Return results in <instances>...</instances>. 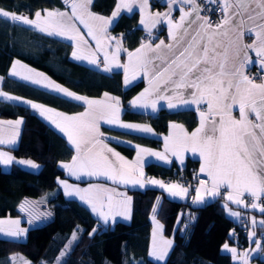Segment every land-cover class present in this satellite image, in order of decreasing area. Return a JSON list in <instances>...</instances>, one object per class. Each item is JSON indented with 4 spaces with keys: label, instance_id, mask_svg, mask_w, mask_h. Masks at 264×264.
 Masks as SVG:
<instances>
[{
    "label": "snow or ice",
    "instance_id": "snow-or-ice-1",
    "mask_svg": "<svg viewBox=\"0 0 264 264\" xmlns=\"http://www.w3.org/2000/svg\"><path fill=\"white\" fill-rule=\"evenodd\" d=\"M65 4L71 9L70 13L37 10L34 13L35 18L32 19L0 9V17L35 28L49 36H63L73 41L83 40L75 24L79 21L88 29V35L96 41V50L73 51L74 59L87 60L90 64L98 66L100 61L97 52L102 51L104 71H111L113 65L123 68L126 85L131 83L138 73H143L149 79V87L130 102L134 107H151L155 111L157 103L161 100H167L169 109L196 105L199 126L189 133L182 125L173 124L171 127L175 132L165 138V152H171L181 163L183 152L198 153L202 161L199 172L211 181L210 187L208 181H200L192 203H205V195L221 196V188H224L227 201L245 208L258 209L264 214V0H205L204 5H201L199 0H166L168 11L155 14L149 10V0H118L111 17L92 13V0H65ZM212 5L215 7H211ZM176 6H179L180 11L178 20L172 17ZM134 7H139V23L148 31L149 40H142L140 47L134 52H127L122 48V38L108 36L107 30L122 12L131 13ZM201 12H219L222 15L219 21L214 22L209 15H201ZM161 23L168 26L172 43L165 44V41L160 40L153 45L150 39L151 30ZM246 36L252 38L251 43L245 42ZM103 40L116 42L115 51L111 56L107 50L110 44L102 43ZM84 44H87V41H84ZM176 48L181 50L174 51ZM122 50L127 52V64L119 63V53ZM164 50L172 54L171 58L162 55ZM250 52L255 53V58ZM17 64L19 61L13 64L11 74L14 76L19 75L16 72ZM250 65L259 69L257 75L249 74ZM22 78L30 79L28 76ZM32 83L39 84L41 81L35 79ZM45 86L87 105L83 113L67 116L42 105L27 102L64 133L69 144L74 146L76 154L71 163L60 165L67 169L70 175L77 178L103 176L115 183L144 187V155L167 160L163 153L136 146V161L131 163L100 139L103 136L99 130L101 121L108 124L119 123L118 97L104 93V101L89 100L59 85L49 83ZM0 96L7 94L0 92ZM237 111L238 117L234 114ZM22 123V120L0 121V145L14 144ZM5 124L15 130L7 138L4 135L5 128L2 127ZM120 126L144 133L152 131L148 126ZM14 159L8 153L0 151V163L9 165ZM18 163L33 169L39 168L32 160H20ZM59 183L64 186L66 195L79 196L89 204L92 212L104 224H108L110 219L115 223L118 216L131 218L132 198L126 193H118L115 189L97 185L80 189L74 188L66 181ZM147 183L159 185L173 197L185 198L189 193V187L180 184H165L153 179H149ZM246 197L251 199L246 202ZM27 205V201L21 203V211L26 210ZM224 207L228 209V204ZM155 212L156 208H153V213ZM229 215L240 217L239 212L230 210ZM153 220L155 221V215ZM251 223L253 226L259 223L264 227V220L257 222L255 217ZM156 224L157 229L162 232L163 226L158 221ZM4 225H8V228ZM19 225V220H0V233L19 237L27 231ZM95 231L93 228L89 235ZM231 235H234V232H231ZM249 235L250 238L255 237L256 233L251 232ZM76 238L74 233L72 239ZM254 242L257 249H260V242ZM172 247V240L161 238L157 241L154 231L148 255L158 264H166ZM223 250L231 252L234 258L237 256V250L230 248L228 243L223 245ZM244 257V264H248L247 253Z\"/></svg>",
    "mask_w": 264,
    "mask_h": 264
},
{
    "label": "trees",
    "instance_id": "trees-1",
    "mask_svg": "<svg viewBox=\"0 0 264 264\" xmlns=\"http://www.w3.org/2000/svg\"><path fill=\"white\" fill-rule=\"evenodd\" d=\"M115 0H92V11L108 15ZM61 0H0V9L34 16L44 8H62ZM138 13L121 14L111 28L113 34L122 35L125 48L136 47L145 36L137 26ZM72 45L55 36H49L29 26L0 17V90L13 93L50 106L56 110L78 111L80 104L23 81L7 77L10 61L18 59L35 67L70 90L86 96H99L104 92L117 95L124 105L122 118L144 121L158 133H164L171 120L182 122L188 129L197 119L193 109L145 113L132 110L129 100L142 87L143 81L123 87L121 71L110 73L91 67L71 57ZM0 117L23 120L20 137L12 152L17 157L30 158L40 164L32 171L13 164L4 171L0 166V218L19 217L24 198H34L50 208L37 225L28 224L24 240L0 236V264H12V256L22 254L32 264H158L148 253L153 208L155 218L163 226L162 233L172 239L173 247L166 264H231L229 254L221 252L224 243L239 247L247 245L245 228L231 218L225 200L219 197L200 207H192L164 195L155 187L129 190L131 218L116 221L111 226L100 225L90 211L75 199L65 198L57 186L56 178L64 177L60 161L69 160L74 153L67 140L42 120L29 106L0 96ZM137 143L160 146L158 138L144 137L122 131L105 129ZM123 154L132 157L130 146L113 143ZM198 165L187 159L183 168L175 162L150 161L144 165L147 176L176 180L182 174L190 178ZM157 199H160L157 204ZM95 228L96 231L92 232ZM234 235L230 236V233ZM76 239L73 240V234ZM71 242V243H70ZM64 255H61V254ZM264 264V257L256 259Z\"/></svg>",
    "mask_w": 264,
    "mask_h": 264
},
{
    "label": "crops",
    "instance_id": "crops-1",
    "mask_svg": "<svg viewBox=\"0 0 264 264\" xmlns=\"http://www.w3.org/2000/svg\"><path fill=\"white\" fill-rule=\"evenodd\" d=\"M61 1L63 3V7L62 8H44V9L68 11L70 13L71 9L69 8L68 5L65 4V0H61ZM117 2H118V0H115V4L113 6V9L111 10V12L108 15H102V14L96 13V12L92 11L91 8H90V11L92 13H95V14L103 16V17H111L112 12L116 8ZM184 7L187 8V5H185ZM44 9H41V10H44ZM149 10L153 14H155L156 12H160V13L167 12L168 11V7H167V4H166V0H149ZM134 11L138 13L137 26L140 27L143 30L144 34H145V36L143 37L142 40H144L145 42H148L149 33L144 28V26L140 25V23H139V21L141 19V13H140L139 7H134L132 12H134ZM123 13L130 14V13L126 12V11L122 12L121 14H123ZM179 16H180L179 6H176V10L172 12V17H173L174 20H178ZM29 18L34 19L35 16L29 17ZM75 24H76V27L80 30L81 35L83 36V40L82 41H73V40H69V39H67L66 37H63V36H55V35H53V36H55L57 38H60L62 40H65V41L69 42L72 45V50H71V57L72 58H73V56H72L73 51H81V50L95 51L96 50V41L93 40V38L88 35V29L83 24L79 23V21H76ZM112 26H113V24L108 26L107 35L111 36V37L122 38V48L126 49L127 52H134L135 49L140 47V44H141L142 40L139 42V44L136 47H134L132 49L125 48L124 43H123V36L122 35L113 34L111 32ZM150 39H151V42L153 43V45L159 43L160 40L165 41V44L172 43V41H170V39H169L168 26L165 23L158 24V25H156L155 28H153L151 30V38ZM251 39L252 38H250L249 40H247L245 42L246 43H251ZM84 41H87V44H84ZM102 43L110 44V46L108 47L107 50L109 52V55L111 56V53L115 51L116 42L115 41L109 42L107 40H103ZM179 50H181V49L180 48L174 49V51H177V52ZM127 52L122 50L119 53V63H121V64H127L128 63ZM162 55L168 56L169 58H171L172 54L169 53L167 50H164ZM250 55L253 58H255V53L254 52H250ZM97 57H98V59H101V65H98V66L90 64L87 60H77V59H74V58L73 59L76 60V61H79L81 63L87 64V65H89L91 67L100 69L103 72L110 73V72H113V71H121L123 87H128V86H130V85H132L135 82L140 81V80L143 81L142 87L131 97V99L128 102L129 107L132 110H138V111H142V112H145V113L155 114V113L167 112V111H179V110H185V109H193L195 111V113H196L197 122H196L195 126H193L191 129H188L182 122L177 121V120H171L168 123L166 131L164 133H158L147 122L123 119L122 118V112L124 110V105L122 103L121 98L119 96H117V95H114V94H111V93H108V92H104V93H108L109 96H111V97H118L119 98V101H120V104H119V109H120V111H119V123H117V124H108V123H105V122L101 121L100 124H99V130H100L101 133H103V136L100 137V139H102L108 145V147L113 148L116 152H119L121 156L125 157V159L128 160L131 163H134L136 161V157H137V147L136 146H139L142 149H148V150L153 151V152L163 153L167 157V160H160V159H158L155 156L144 155V157H143V160H144V163H143L144 176L142 178L145 181V186L144 187H140L139 185L133 186V185H130V184L126 185V184H122V183H115L112 180L107 179V178H105L103 176H100V177L80 176V178H77L76 176L70 175L67 169L62 168L60 166L62 163H71L72 157L76 154L74 146H71L69 144L74 150L73 156L69 160L60 161L59 162V167L64 171V175L65 176L56 178L57 186L61 190L63 196L65 198L75 199L79 203L84 205L90 211L92 216L97 219L98 223L100 225H103V226H111L113 224L111 219H110L108 224H104L103 221L96 214H94L92 212L91 206L89 204L85 203L84 201H82L79 196H76V195L68 196V195H66L65 194V188H64V186L61 183H59V181H66L69 185L73 186L74 188H80V189L89 188L90 185H97V186H100L101 188H107V189H115L116 192H118V193H126V195L130 196V197H131V195L129 193V190H143V189H145L147 187H155V188H159L164 193L165 196H167V197H169L171 199H174V200H177V201H181V202H186L187 197H185V198L173 197L167 191H165V189L160 188L159 185L148 184L147 181L149 179L159 180V181H161V179H160V177H156V176H147L145 174V171H144V165L146 163L150 162V161H157V162H162V163L175 162L176 165L179 168H183L185 166V164H186V160L187 159H193V160H197L198 161V165L196 167V171L199 174H202V173L199 172V169H200L202 161H201V158L199 157L198 153L193 154L191 151L183 152L182 153L183 163H181L180 159H178L176 156H173L171 154V152H165V138L166 137H170V135L175 132V129H173L171 127V125H173V124L182 125L184 127V129H186L189 133H191L193 130H195L199 126V113L197 111V106L196 105H185V106H180V107H177V108H174V109H169L167 107V100H161V101H159L157 103V109L155 111H153L151 109V107H148V108L134 107L130 102L133 101L137 96H139L140 93L143 92L145 88L149 87V79L147 77H145V75L143 73H138L136 75V78L134 80H132L131 83L126 85L124 83V75L125 74H124L123 68L115 67L113 65L111 71H104V63H103L104 55H103V52L102 51L101 52H97ZM16 61H19V64L16 65V72L19 73V75H15L14 76V75L11 74V72H12L13 64ZM22 66H24V67H22ZM251 67H255V66H251L250 65L249 69ZM37 74H42V76L41 75H37ZM5 75L7 77L23 81V82L28 83L30 85L36 86L38 88H41V89H44V90L49 91L51 93L57 94L59 96H62L64 98H66V99H68L70 101H73V102H75L77 104H80L82 106V108L80 110L74 111V112H69V111H64V110H56V109H54V108H52L50 106H47V105L42 104L40 102L34 101L32 99H28V98H25V97H22V96L13 94V93H9V92H5L3 90H0V92H3L5 94H7V96H3V97H5V99L9 100L7 97H16L18 99H12L10 101H13V100H14L13 102L18 101L19 103H23V104L29 106L32 110L35 111V113L42 120H44L50 127H52L60 135H62L66 140H67V137H66V135L64 133H62L59 129H57L55 127V125L50 120L46 119L45 116H41L40 115V111L38 109H33L31 107V104H29L27 102L30 101L32 103H35V104H38V105H42V106H44L47 109H53V110H55V112L63 113L65 115H67V116L78 115L80 113H83L86 110L87 105L83 101H78V100H75V99H73L71 97H67L63 93L55 91L54 88H52V87H46L45 85L49 84V83L54 84V85H59L60 87L65 88L68 91H70V92H72V93H74V94H76L78 96L87 97L89 100H101V101L105 100L104 93H102L99 96H86V95H83V94L76 93V92L70 90L69 88L65 87L64 85L58 83L57 81L53 80L45 72H43V71H41V70H39V69H37L35 67H32L31 65H28L27 63H25L23 61H20L18 59H13L12 61H10L9 65L7 66V69L5 71ZM24 76H28V77H30V79L25 80V79L22 78ZM129 76L131 77V73H129ZM45 77L47 78L46 80H45ZM35 79H39L41 81V83H39V84L32 83V80H35ZM2 80H3V78L0 77V83H1ZM174 102H175V99H174ZM234 114L238 117V111L234 112ZM17 120H22V118L21 117H15V118H3V117H0V121H17ZM120 124H135V125H141V126H148V127H150L152 129V131L148 132V133H144V132H139V131H136V130L125 129V128L121 127ZM2 127L5 128V133H4L5 138H7L9 135H11L15 131L13 128L9 127L7 124L2 125ZM21 128H22V124L19 126V129H18L19 130V135L16 137V142L14 144H7L6 143V144L0 145V151L6 152V153H8L9 155H11V156H13L15 158L13 160V162L11 164H9V165H4V164L0 163L1 169L4 170V171L9 170L12 167L13 164H17V165H19L22 168L29 169V170H32V171H38L40 169V164L38 162H36V161H34V160L30 159V158L17 157L12 152V149L14 147H16V145L18 144ZM105 129H112V130L122 131V132L130 133V134L141 135V136H144V137L158 138V139L161 140V145L160 146H150V145L137 143V142H134L132 140H129L128 138L121 137L119 135L111 133V132H109V131H107ZM67 142H68V140H67ZM113 143H120V144H124V145L132 147L134 149L133 156L129 157V156L123 154L121 151H119L113 145ZM20 160H32L36 164L39 165V168L33 169L30 166H28V165L20 164V163H18V161H20ZM202 175H205V174H202ZM164 183L165 184H180L181 185V183H179L177 180H171V181H167V182H164ZM210 185H211V181L208 178V186L210 187ZM199 186H200V184H195L194 189H193V193H192L193 197L196 194L195 193V189L197 187H199ZM221 193H222V195L221 196H217V197H210V196L205 195V203H202V204H194V203H192L191 205H192V207H200V206H203L204 204H206L208 202H211V201H213V200H215V199H217L219 197H222L225 200V204L226 203L228 204V209H226V212H227L228 215H229V210L233 211V212H239L240 213V217H233L231 215H229V216L231 218H233L234 220L240 222L241 225H243V227L245 228V235H246V239H247V245L245 247H239V246H237L234 243H228L230 248H235L237 250V256L235 258L233 257L231 252L223 250V245L225 243L221 246L220 250L223 253L229 254V256L231 258V264H244V259H245L244 254L245 253H247L248 264H257L256 263V259L259 258V257H264V227L260 226L259 223H257L256 226H253L252 223H251V220H252L253 217H255L257 222H259L261 220H264V214L260 213L258 209L245 208V207L236 205V204H234V203H232L230 201H227L226 200V194L227 193H226V190L224 188H221ZM116 199H121V197H116ZM159 200L160 199H157V204H158ZM25 201L28 202V205L26 206V211L25 210L23 211V215L22 216L27 220L28 224H30V225H37L39 223V219L44 218L45 217L44 215H48L50 213V208L48 207V205H46L44 202H42L40 200H36L34 198H24L23 202H25ZM130 215H131V213H130ZM153 215L154 214H152L151 217H150V220H151L150 249H151L152 242H153V233H154V231L156 232V240L157 241H160L161 238L164 239V240H172L171 238H169L167 236H164L163 233L159 229H157L156 222L158 220L155 218V221H154L153 220ZM22 216H19V217H17V216L16 217H4V218H0V220H10V219L11 220H19L20 221V225H19L20 228H23V229L27 230V226L21 224V221L24 220ZM29 221H31V223H29ZM116 221H129V219H125L122 216H118V217H116ZM159 224L161 225L160 222H159ZM4 227L7 229L8 225H4ZM251 232H255L256 233L255 237H251L250 238L249 234ZM0 236L1 237H5V238H10V239L24 240L26 238V232L23 235L19 236V237H10V236H7V235H5L3 233H0ZM254 241H259L260 242V244H261V248L260 249H257V245H256V243ZM25 261L27 262V264H32L29 261V259H27L22 254H15V255L12 256V264H25Z\"/></svg>",
    "mask_w": 264,
    "mask_h": 264
},
{
    "label": "built area",
    "instance_id": "built-area-1",
    "mask_svg": "<svg viewBox=\"0 0 264 264\" xmlns=\"http://www.w3.org/2000/svg\"><path fill=\"white\" fill-rule=\"evenodd\" d=\"M199 2L201 3V5H204L205 0H199ZM211 7L214 8L215 5H212ZM20 15L26 16V14H22V13H20ZM201 15H209L210 18H211L214 22H216V21H219V20H220L222 14L219 13V12H201ZM250 38H251V37L246 36V37H245V41L249 40ZM99 61H100L99 65H101V59H99ZM258 71H259V69H258L257 67H251V68L249 69V74L255 76V75H257ZM160 179H161V181H163V182H167V181H169V179H168L167 177H160ZM176 180H177L179 183H181V185H184V186H186V187H189V193H188V196H187V200H186V201H187V203H188L189 205H191V204H192V198H193V194H192V193H193V189H194L195 184H200V181H201V180L208 181V177L205 176V175L199 174V173L195 170V172L192 174V176H191L190 178L184 177L182 174H180V175L176 178ZM249 199H251V198H250V197H247V198H246V201L249 200ZM25 211H26V210H25Z\"/></svg>",
    "mask_w": 264,
    "mask_h": 264
},
{
    "label": "rangeland",
    "instance_id": "rangeland-1",
    "mask_svg": "<svg viewBox=\"0 0 264 264\" xmlns=\"http://www.w3.org/2000/svg\"><path fill=\"white\" fill-rule=\"evenodd\" d=\"M3 97V96H2ZM5 98V97H4ZM9 100H12V99H9ZM14 101V100H13ZM16 102H18V101H16Z\"/></svg>",
    "mask_w": 264,
    "mask_h": 264
}]
</instances>
